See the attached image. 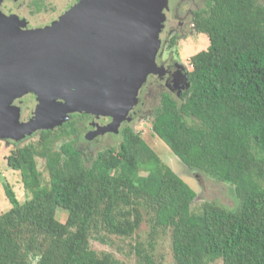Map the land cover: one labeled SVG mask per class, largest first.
I'll return each instance as SVG.
<instances>
[{
	"label": "trees",
	"instance_id": "1",
	"mask_svg": "<svg viewBox=\"0 0 264 264\" xmlns=\"http://www.w3.org/2000/svg\"><path fill=\"white\" fill-rule=\"evenodd\" d=\"M193 27L209 46L191 56L180 103L158 96L152 131L192 174L229 184L235 207L202 201L195 209L196 192L131 126L117 146L85 158L69 120L6 157L30 197L19 202L4 184L11 207L0 214V264H123L89 242L138 236L144 220L146 246L134 248L143 264H162L160 232L170 235L175 264H264V0H204ZM59 137L70 139L55 149Z\"/></svg>",
	"mask_w": 264,
	"mask_h": 264
},
{
	"label": "water",
	"instance_id": "2",
	"mask_svg": "<svg viewBox=\"0 0 264 264\" xmlns=\"http://www.w3.org/2000/svg\"><path fill=\"white\" fill-rule=\"evenodd\" d=\"M166 4L79 0L51 25L31 30L0 13V137L54 129L67 113L82 110L113 117L116 129L156 72ZM28 93L36 97L35 116L19 123L10 104Z\"/></svg>",
	"mask_w": 264,
	"mask_h": 264
},
{
	"label": "rangeland",
	"instance_id": "3",
	"mask_svg": "<svg viewBox=\"0 0 264 264\" xmlns=\"http://www.w3.org/2000/svg\"><path fill=\"white\" fill-rule=\"evenodd\" d=\"M41 1L43 2V0ZM53 1L56 2V0H45V2H50L49 4L52 3V5H54ZM202 6L203 0H167V4L162 10V13L164 14V20L161 23L158 34L159 48L161 47V49L164 52H167L173 59L178 55L179 60L184 62L187 72L191 69V56L207 49L209 46V39L207 35L197 33L195 30L193 33L189 34L184 33L183 31L181 32L182 35L176 38L175 44L172 45L173 47H170V35L172 32H175L177 28H181L183 30V27L180 26L178 22H183L185 24L184 28L185 26H189L190 23L187 22H189L188 20L191 18L192 13ZM1 14L4 15L3 13ZM50 14L51 13L47 11L41 12L39 16L34 17L36 19H33V21L29 20L28 22L26 20H20L15 15L4 16L13 22L20 30H31L47 27L63 15L62 14L50 22L52 18ZM166 17L168 18L167 27L164 23ZM164 27H166V29L162 36V43L160 39V33L163 31ZM165 32H167V34H165ZM157 53L154 60L156 64V72L148 74L146 80L149 75L162 73V67L156 63ZM159 94L160 93L155 87H153L152 83L146 85L141 95L138 91L137 104L128 112L127 118L119 122V125L116 127V129H112L111 126L114 121L113 117L97 114L95 110L69 112L66 114L64 119L65 121L63 120L62 123H67L69 120L76 123L77 136L79 134V137H77V139L79 138L77 143L78 148L83 151L84 157L89 160L92 159L99 150H103L104 148L110 146H117L120 141V132L122 128L125 126H131L136 132L140 133L145 142L152 148L159 158L196 192L197 197L193 204L195 209L202 201L215 202L218 205L228 208L235 207L236 199L229 187V184L218 182L204 175L192 174L190 170L173 154L170 148L153 133L151 126L152 118L149 114L151 111H147L146 113L138 112V115L132 114V111L138 105L139 101L143 103V106L141 105L139 110H152V105L158 100ZM18 98H22V101L20 104L16 105L17 102H15V104L14 101ZM18 98L14 99L10 105L17 109L18 122L28 123L31 119H34L35 116L34 112L37 104L36 97L34 94L28 93ZM175 99H177L178 103H180L183 98H176L175 96ZM39 131L40 130L37 129L31 132V134L24 133L23 136H19L18 138L0 137V214L6 212L11 207L4 192V184H8L19 202H23L30 197V194L27 193L22 185L19 171L12 170L7 166L6 157L15 147L14 145L23 146L35 141L37 138L36 133ZM66 139L69 140L70 138H57L54 143V148L58 149ZM85 141H89L90 143ZM36 161L38 170L42 176V183L47 184L48 173L45 168L44 160L37 158ZM56 216L57 219H59L61 222H64L67 214L64 210L59 209L57 210ZM149 231V224L144 220L140 230L138 231V236H133L130 239L112 237L111 241H108L106 244L91 239L89 244L90 247L97 253L109 252L123 264H143L142 261L137 257L134 248L138 242V244L146 246ZM155 239L156 245L154 253L157 261H160L162 264H175L171 252L169 233L160 232L157 234ZM207 264L222 263L220 260H214L207 261Z\"/></svg>",
	"mask_w": 264,
	"mask_h": 264
},
{
	"label": "flooded vegetation",
	"instance_id": "4",
	"mask_svg": "<svg viewBox=\"0 0 264 264\" xmlns=\"http://www.w3.org/2000/svg\"><path fill=\"white\" fill-rule=\"evenodd\" d=\"M78 1L79 0H56V2L53 1V4L55 5L54 7L52 3L49 4L50 2L47 3L45 2V0H43V2L41 0H0V12L6 16L15 15L20 20H26L28 22L29 20L33 21V19H36L34 17L39 16L41 12L47 11L51 13L50 14V16H52L50 20L51 22L52 20L61 16L64 12H66L71 6H73ZM203 7H204V0H203V6L197 10H200ZM193 13L191 18L188 20L189 22H187L190 23L189 26L187 27L185 26L184 28L185 24L183 22H178V24L183 27V30L181 28H177L175 32L171 33L170 47L173 44H175L176 38L182 35L181 32L184 31V33L187 34L194 32ZM167 20L168 18L166 17L164 22L166 24V25L164 24L166 27L168 22ZM166 27H164L163 31L160 33V39L162 43H163L162 36L164 34ZM165 34H167V32H165ZM156 63L163 68V69L161 68L162 73L156 75L155 74L149 75L145 84L139 90V94L140 95L142 94L143 89L146 87V85L152 83L153 87H155L160 93L159 95L163 93H168L174 98L175 96L176 98L177 97L182 98L187 93L190 87V83L187 78L188 72L186 66L184 65V62H181L179 60L178 55L174 57V59L171 58L170 55L167 52H164L160 47L156 56ZM21 101L22 98H18L14 101V103L17 102V104L16 103L15 104L18 105L21 103ZM141 105L143 106V103L139 101L138 105L132 111L133 115H138V112L146 113L147 111H151L145 109H143V111L139 110ZM85 142L90 143L89 141H85Z\"/></svg>",
	"mask_w": 264,
	"mask_h": 264
},
{
	"label": "bare ground",
	"instance_id": "5",
	"mask_svg": "<svg viewBox=\"0 0 264 264\" xmlns=\"http://www.w3.org/2000/svg\"><path fill=\"white\" fill-rule=\"evenodd\" d=\"M18 38V37H17ZM15 46V48H18V46L17 45H14ZM19 55V53H17V56Z\"/></svg>",
	"mask_w": 264,
	"mask_h": 264
}]
</instances>
